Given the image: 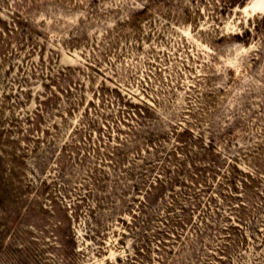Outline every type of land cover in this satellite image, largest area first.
Masks as SVG:
<instances>
[{
  "label": "rangeland",
  "instance_id": "374dc122",
  "mask_svg": "<svg viewBox=\"0 0 264 264\" xmlns=\"http://www.w3.org/2000/svg\"><path fill=\"white\" fill-rule=\"evenodd\" d=\"M15 1L0 0L3 19L17 11ZM80 1L83 6L48 3L32 13L35 49L25 40L30 31L15 38L0 33V264H158L151 239L173 231L168 219L179 217L192 221L178 230L191 247L188 264H264L262 245L251 240L239 247V230L222 232L240 222L241 205L247 221L264 231V0L217 12V23L203 6L198 25L175 22L188 0H170L139 29L117 22L136 0ZM237 33L241 42L232 38ZM59 68L72 77L73 99L82 95L66 118V94L42 103L58 92ZM146 104L159 117L146 128L150 136L176 123L193 127L202 137L204 147L196 151L202 165L209 171L216 164L217 174H207L213 185L207 193L189 182L176 187L177 197L166 191L134 218L119 198H110L118 210L99 208L90 176L98 165L96 173L113 179L117 168L101 158L119 139L144 142L129 129L137 126L133 112ZM166 138L160 151L178 142ZM72 140L77 149L69 147ZM91 145H102L101 152ZM123 151L126 162L143 163ZM152 171L138 169L135 180L152 178ZM110 190L108 182L96 193L106 198ZM173 196L179 204L169 210Z\"/></svg>",
  "mask_w": 264,
  "mask_h": 264
},
{
  "label": "trees",
  "instance_id": "16d2710c",
  "mask_svg": "<svg viewBox=\"0 0 264 264\" xmlns=\"http://www.w3.org/2000/svg\"><path fill=\"white\" fill-rule=\"evenodd\" d=\"M169 1L170 0H136V3L131 5L129 13L125 15L126 17H120V21L118 20L117 22L121 25H127L131 28L139 29L145 24V22L148 21L149 17L155 13V8L160 7L163 5V3H168ZM247 1L248 0H188L187 2L185 1L184 8H182V12L178 11L177 13V11H175V15H177V19L175 22H180L181 20H183L185 23L198 25L201 21V17L203 16L202 7L204 6L207 8L208 11H211H209L211 17L214 22L217 23L218 21H220V16L218 15V13L224 14L227 12L228 8L230 9L235 6H244ZM15 2L17 11L12 12L13 16H11V19L9 21L3 19L0 14V33L15 38L14 35L20 34L19 31H30L28 33H25V40L32 43L28 44L29 46H32V49H35L36 45L33 39V35L31 34V30H36L32 26V22L35 20V18L32 17V13L34 11L38 12L42 6L47 5L48 3H61L66 6L73 7L83 6V1L80 0H16ZM182 3L183 1L180 0V5H183ZM137 4L140 5V8H136ZM193 4H196V9H194ZM208 5L210 7H213V13L212 9H209L207 7ZM161 12L163 13V11ZM214 12L218 13L215 14ZM225 37L226 35H223L222 37H220L219 40L227 39ZM232 38H234L237 42H241L242 40L240 34L238 33L234 34ZM75 40L77 39L75 38ZM13 53L14 50L11 51V54ZM34 68L36 67L34 66ZM64 70L65 68H61V70L59 68L58 70V92L51 90V94L46 96V99L42 103L48 105L50 104V101H52V99L55 101L56 99L60 100L61 96L66 94V101L64 102H66L67 105L61 109L62 112L60 111L64 114H61V117L66 118L67 115H72L73 112L76 111L77 106L81 104L79 103V99L82 100V95L79 99L77 98V100L73 99V97L76 96H73V88L71 87L73 83L72 77L69 75V73L65 72ZM60 93H62L61 96ZM146 105L147 109H142L141 106H138L140 107L139 111L137 110L133 112L134 114L131 115V118L133 120L137 119V126L133 124V122L131 123L132 128L129 129L131 130V133L134 137H137L138 133V135H140V137L144 139V142L142 143L143 145L141 143H137V141L134 139L126 140L125 142L120 141L121 139H119L117 143L118 145L112 147L111 149H108V152L104 153L105 158H101L103 161H112V163L117 168V170H115V174H113V179L107 178V176L109 175H101L99 173H96L97 171H99L98 165L92 167V172L96 176H94L93 174L90 176L91 179L93 178V188L90 189L91 192H93L97 203L100 204L99 208L101 207L102 203L103 208L101 209L111 210L109 207L112 205L111 208H116L118 210V201L114 199L112 200L110 198H119V201H123V206H127L126 210L128 211V213L131 214L132 211L136 212L133 213L134 218L137 217V213L146 214L147 205L164 198L166 196V191L170 194H175V196L177 197L175 191L176 187H190L188 186L189 182L194 186H204V189H201V192L207 193L208 190L211 189L213 186L210 184V179L207 177V174L209 173V171L213 172L214 174H217L215 169L216 164L214 156H212V158L210 159L215 164L211 167L212 170L207 171L206 166L202 165V158L200 157V152H196L198 150L200 151V149L204 147L201 146L202 137L200 134H197L195 132V129L193 127L184 126L182 125V123H176L175 125L171 126V129L163 131L165 133L161 135L153 134L150 136V133L146 131V128L150 127L149 124L155 122L156 120H159V117H156L157 109L154 108V106H150L148 104ZM47 132H49V129H47ZM151 132L154 133L153 131ZM167 136L174 137L175 141L178 142L176 143V145H173V150L160 151V142L167 141ZM73 141L74 140H72L70 144L65 143L61 146L60 149L62 150L59 154L60 164L63 163V161L65 160L64 151H67V148H65L67 144L69 145V147L77 149ZM91 147L98 154L101 152L102 145H99V147L97 146L96 148L91 145ZM123 150L132 152L133 154L137 153L138 157H136L135 159H139L143 163L139 164L132 161L126 162V158L128 157H125L126 152H124ZM159 152L160 154L157 155L156 153ZM146 154H148V156L152 155L157 159L155 161H152L153 159H149ZM132 164L134 165V167H130ZM138 169H146V171L153 170L152 172L154 173V175L152 178L147 177V175H145V177L142 178L141 182L137 181L135 179L137 178L136 171ZM211 178L213 180V177ZM104 182L107 183V185ZM108 182L109 186L111 187L110 194L107 195L106 198L99 197L98 193L96 192H105V188L108 186ZM132 191L134 192V196L130 195ZM141 193L144 197L143 200H139L137 197V195ZM183 195L184 197L189 196L194 198V196L190 194L184 193ZM129 196H131V199L128 201L126 199H128ZM175 196H173L172 198L173 203H169V205L166 206V208H168L169 210L170 208H173L172 206L179 204V200L176 199ZM241 206L243 208L242 210H235H238V212H240L238 214V219L240 220V222L238 224L228 223V225L223 228V230L226 231L222 232L230 235L232 230H236L232 232V234L234 235L239 230L240 238H238L237 240L239 241V247L240 245L248 246V244L252 240L257 242L259 244L258 246L262 245V248H264V231H261L257 227H253L254 224L251 223L252 221H247L248 219H246L245 217L247 216V212L245 210L246 207H244V205ZM181 208L182 211H186L184 206L181 205ZM249 216L250 214L248 215V217ZM204 218L205 216H202V221H204ZM168 221L170 222V227L173 231H158V235L161 237L154 235V239L156 240L151 239V241L156 243L155 250L159 254L158 264H188L190 256H187L188 254L186 253L191 247H187L188 244L185 241V237L182 232H184L183 230L186 228V226L192 224L191 218L179 217V219H176L175 221L171 220L170 218V220L168 219ZM123 223L128 225L126 220H123ZM243 227L246 228L244 229ZM178 230H182V232H178ZM59 232L61 236V232L64 231ZM98 232L102 234V231ZM71 239H73L72 236ZM175 244L179 245L178 249H176ZM142 247L146 248L144 245H142ZM144 250L147 251L148 249ZM223 251L228 252L227 246L226 249H223ZM261 260H264V256ZM146 262L147 261L142 264H149ZM246 262L247 263L242 264H251L249 261Z\"/></svg>",
  "mask_w": 264,
  "mask_h": 264
}]
</instances>
